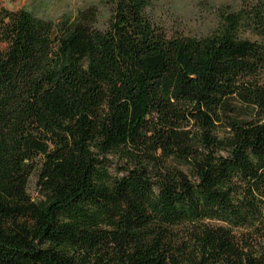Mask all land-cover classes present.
<instances>
[{
	"label": "trees",
	"instance_id": "1",
	"mask_svg": "<svg viewBox=\"0 0 264 264\" xmlns=\"http://www.w3.org/2000/svg\"><path fill=\"white\" fill-rule=\"evenodd\" d=\"M105 3L0 7V264H264V0L200 37Z\"/></svg>",
	"mask_w": 264,
	"mask_h": 264
},
{
	"label": "rangeland",
	"instance_id": "2",
	"mask_svg": "<svg viewBox=\"0 0 264 264\" xmlns=\"http://www.w3.org/2000/svg\"><path fill=\"white\" fill-rule=\"evenodd\" d=\"M106 0H0V7L8 10L24 9L33 16L52 25L68 18L73 20L80 10L96 7L98 11L97 27L109 16ZM149 15L155 25L167 35L200 37L210 34L217 25L220 13L238 11L252 0H150ZM236 104V101H232ZM240 108V106H237ZM224 128L220 135H224ZM119 159L109 161V171L118 172ZM36 176L29 181L28 194L33 201L41 200Z\"/></svg>",
	"mask_w": 264,
	"mask_h": 264
}]
</instances>
